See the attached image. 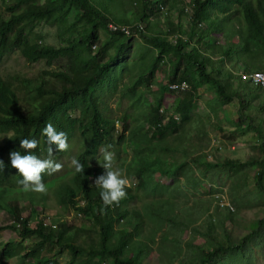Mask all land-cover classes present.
<instances>
[{
	"label": "rangeland",
	"instance_id": "1",
	"mask_svg": "<svg viewBox=\"0 0 264 264\" xmlns=\"http://www.w3.org/2000/svg\"><path fill=\"white\" fill-rule=\"evenodd\" d=\"M122 1L123 6L111 7L112 14L129 18L132 20L131 25L139 23L132 13L142 8L140 1ZM162 1L165 2V7L160 11H149L150 24L143 22L147 32L142 35L134 33L125 39V46L117 60L118 64L124 65L111 66L102 83H98L94 89L100 96L101 106L114 120L116 133L123 134V143L119 146L106 141L102 143L97 163L103 160L105 149L114 153V166L121 169L128 178V188L134 196L127 206L126 219L119 221L116 227L127 228L132 231L133 240L150 246L142 264H178V258L188 255L195 245L205 244L210 247V242L214 240L206 232L209 220L215 225L213 233L217 239L224 240L226 232L236 244L244 242L245 256L240 255L241 264H264V193L256 183L259 169L249 163L239 173L231 176L221 168L222 165L216 168L208 166L221 164L226 159L245 163L264 159V152L260 147L264 145V137H260L248 126L239 128V100L236 99L229 105H220L208 85L193 89L188 80L189 88L185 92H173L169 89L172 81L184 80L183 64L174 76L176 56L171 50L158 54L152 37L169 33L172 28L170 24H179L182 31L187 33L192 27L190 16L193 0ZM14 2L15 0H0L1 18H8L7 6ZM131 2L133 7L129 5ZM38 3L48 4L49 0H38ZM180 11L185 13L184 16H181ZM79 14V10L70 7L65 17L66 25L73 23ZM223 17L211 14V19L219 23L225 33L212 34L205 38V47L201 46L203 54H209L213 63L219 62V57L223 55L220 53L222 46L237 43V35L233 32L239 29V17L231 20H224ZM59 24L48 19L33 21L29 27L32 25V35L41 44L61 47L70 32H60ZM64 25L61 24L62 31L66 28ZM200 28L206 27L202 25ZM83 29L84 25L79 23L73 31V37L83 34ZM175 34L178 33L171 36ZM97 35L104 42L103 51L106 60H109L115 55L119 36L110 34L102 26L98 27ZM185 38L182 35L180 40L184 42ZM175 40L173 37L174 44ZM196 43H190L186 50L197 46ZM97 49L98 47L87 49L86 55H94ZM2 50L1 43L0 53ZM249 51L259 63V68L264 67V51L258 47H251ZM156 56L159 60L155 65L153 63ZM153 65L155 68L151 76L148 69ZM226 66L235 71V74L244 70L242 61L236 55L233 59L223 60V67ZM45 69L48 67L44 61L27 62L16 49L0 58L1 77L17 92L25 109H32L35 90L23 87L22 81H29L32 87ZM234 80L236 88L240 83L243 87L246 86L237 77ZM164 87L167 89L163 92ZM247 88L250 89L248 97L251 98L252 106L248 114L255 118L254 124H257V120L264 121V111L259 110L264 106V90L255 89L251 85ZM155 108L164 116L163 124H168L172 119L176 121L163 134L154 133L156 124L152 121ZM185 110L188 112L186 120L183 119ZM123 125L125 130L122 129ZM261 126H264V122ZM9 135L10 133L0 134V145ZM116 140L114 136V142ZM83 141L84 137L76 130L68 140V150L58 159L63 165L62 169L52 177L53 180L44 183L47 188L45 193L0 186V226H7L0 231V251L9 240L19 241L14 231L19 226L10 214L12 207L17 209L18 215L29 219V226L32 228L41 219L50 227L67 221L82 229L76 238L77 243L95 240L96 225L85 222L76 210L59 200L64 185L72 186L74 166L71 161L82 147ZM94 180L95 178L92 179L93 185ZM76 200L79 206H85L81 195ZM226 208H230L231 213ZM132 212L140 213V230L133 228L136 213ZM127 220L131 221V225L127 224ZM221 220H224V225H221ZM248 234L251 236L243 241ZM37 240L36 236L21 240L20 253L7 258L3 264H32V259L24 254ZM41 255L57 259L59 264L71 262L70 252L58 254L57 246L47 245L41 250Z\"/></svg>",
	"mask_w": 264,
	"mask_h": 264
},
{
	"label": "trees",
	"instance_id": "2",
	"mask_svg": "<svg viewBox=\"0 0 264 264\" xmlns=\"http://www.w3.org/2000/svg\"><path fill=\"white\" fill-rule=\"evenodd\" d=\"M139 1L142 8L132 13L136 15L134 19L139 23L133 25L129 18L117 17L111 12V7L123 6L122 0H49L48 4H40L38 0H15L12 5L7 6L8 18L0 17V44H3L0 58L3 54L16 49L27 62L44 61L48 67L41 72L39 81L32 87L29 81H22L23 87L35 90L32 109L23 107L17 92L0 74V134L10 133L0 145V160L5 165L4 169H0V186L12 189L22 188L18 181L23 177L11 167L10 161L11 151H19L22 155L28 154L20 147V140L37 139L38 147L33 150V154L46 159L48 158V145L46 137L42 135V129L47 123H51L57 131L66 132L68 140L77 130L84 137V141L74 158L84 165V173H76L74 170L72 186L64 185L59 194V200L62 204H68L76 210L85 222H91L97 227L94 241L77 243L76 238L82 229L68 224L67 221L53 228L47 226L44 219L32 228L29 226V219L18 215L17 209L12 207L10 214L19 226L18 228L13 227L19 241L9 240L4 245L0 251V264H3L7 258L20 253L21 240L29 236L38 237L35 244L24 254L25 257L32 259V264H59L57 259L41 255V250L47 245L57 246L58 254L69 251L71 261L69 264H142L143 259L147 257L150 246L133 240L132 231L127 228L117 229L116 227L117 223L124 221L128 215L127 206L134 197L131 189L126 188L127 195L119 204L108 206L101 212L100 209L103 207L100 198L101 190L92 184V179L104 171L97 163L102 143L106 141L116 146L123 143V134L116 133L114 120L101 106L100 96L94 90L95 86L102 83L101 81L104 76H107L111 66L124 65L117 62L125 46L124 41L134 33L142 35L147 32L143 22L150 24L149 11H160L162 7H165V2L162 0ZM132 4L133 2L129 5L133 7ZM70 7H75L81 14L75 17L73 23L66 25L65 17ZM213 13L224 16V20H231L237 16L240 19L239 29L233 32L237 35V43L233 46L229 44L222 46L220 53L223 55L216 63H213L209 54H203L201 51V46L205 47L203 46L206 43L205 38L211 37L212 34L225 33L219 23L211 19ZM180 14L184 16L185 13L180 11ZM190 17L192 27L187 33L182 31L179 24L177 26L170 24L172 28L169 33L152 37L154 46L158 48V54L171 50L176 56L174 76L183 64L184 80L172 82L187 83L188 80L193 89L208 85L214 91L220 105H229L236 99L239 100V128L248 126L260 137H264V126H261L264 121L257 120V124H254L255 118L248 114V111L252 110L251 98L248 97L249 83L245 82L244 87L240 83V86L236 88L234 78L237 77L239 81H244L238 73L236 76L235 71L229 69V66L223 67L225 58L233 59L236 55L242 61L245 71L251 72L259 69V63L249 48L258 47L264 51V0H193ZM48 19L60 23V32H70L69 37L64 40V46L41 44L32 35V25L29 27V24L33 21ZM79 23L84 25V32L73 37V31ZM61 24L66 25L63 31ZM141 24H143V30L139 29ZM110 25L117 29L109 30ZM202 25L206 28L201 29ZM99 26L107 29L110 34L119 36L115 55L109 60H106V54L103 51L104 42L97 35ZM121 27L130 28L131 35L123 34L119 30ZM147 29L150 30V26L147 25ZM174 33L178 34L171 36ZM182 35L186 36L184 42L180 40ZM173 37L177 41L175 44ZM194 41L197 42V46H191L189 50H186L187 46ZM91 47L94 49L98 47V49L94 55L87 56L86 50ZM158 60L159 57L156 56L153 64L156 65ZM154 68L153 65L148 69L151 76H153ZM254 88L264 90V88ZM162 89L164 92L167 88ZM259 110L264 111V106ZM187 113L185 110L184 120L188 118ZM153 118L152 123L156 124L155 134H163L169 126L176 124L175 119L168 124H163L164 116L160 114L158 108H155ZM122 129L125 130L124 125ZM114 136L117 139L115 142ZM52 147L54 150L52 158L58 162L59 157L66 151L59 152L56 151L55 145ZM260 147L264 152V145ZM249 163L259 169L256 183L259 190L264 193V159L247 163L226 159L221 164H209L208 166L216 168L222 165L221 168L232 176V174L239 173ZM56 173L43 174V182L53 180L52 177ZM78 195L82 196L85 206L78 205L79 202L76 200ZM226 209L228 213H231L230 208ZM132 213H136L134 214L136 224L133 223V228L140 230V213ZM209 216L211 217V214ZM127 224L131 225V221L127 220ZM221 225H224V220H221ZM6 228L7 226L1 225L0 231ZM214 228V223L209 220L206 232L214 240L210 242V247L205 244L195 245L188 255L184 254L178 258V264H241L240 255L245 256L244 242L236 244L231 235L226 232H224V240H219L213 233ZM250 236L251 234L246 235L243 241L248 240Z\"/></svg>",
	"mask_w": 264,
	"mask_h": 264
},
{
	"label": "clouds",
	"instance_id": "3",
	"mask_svg": "<svg viewBox=\"0 0 264 264\" xmlns=\"http://www.w3.org/2000/svg\"><path fill=\"white\" fill-rule=\"evenodd\" d=\"M261 74H256V82H260ZM42 135L46 137L48 145V158L41 159L33 154V150L38 147L39 141L33 139L20 140V147L28 154L22 155L19 151L10 152L11 167L18 171V174L23 178L18 181L25 192L32 191L36 193H45L47 188L43 182V174L52 175L60 171L63 165L53 157V145L56 146V151L64 152L69 148L68 136L64 131H57L51 124L47 123L42 129ZM115 155L105 149L103 160L98 162L104 170L103 173L97 176L94 180V185L99 188L100 198L103 207L100 209L103 212L108 206L119 204L126 197V188L130 186V181L126 178L121 169L114 166ZM76 173H84V165L77 159L71 161ZM5 165L0 160V169H4Z\"/></svg>",
	"mask_w": 264,
	"mask_h": 264
},
{
	"label": "built area",
	"instance_id": "4",
	"mask_svg": "<svg viewBox=\"0 0 264 264\" xmlns=\"http://www.w3.org/2000/svg\"><path fill=\"white\" fill-rule=\"evenodd\" d=\"M163 8V7H162ZM109 28L111 29V31H115L117 28L113 27L112 25L109 26ZM139 29L143 30L142 25H139ZM119 30L127 35L130 36L131 35V30L130 28H126V27H121L119 28ZM175 42H177L175 40ZM94 48V47H93ZM259 73L261 74V78H260V82H256V74ZM238 76L244 81L249 83V85L253 86V87H257V88H264V67H261L257 70L248 72V71H239ZM188 84L186 82H177V83H171L169 84V89L173 92H185L188 90ZM54 227V226H53ZM54 228H57L54 227Z\"/></svg>",
	"mask_w": 264,
	"mask_h": 264
},
{
	"label": "crops",
	"instance_id": "5",
	"mask_svg": "<svg viewBox=\"0 0 264 264\" xmlns=\"http://www.w3.org/2000/svg\"><path fill=\"white\" fill-rule=\"evenodd\" d=\"M241 65H239L238 67H240Z\"/></svg>",
	"mask_w": 264,
	"mask_h": 264
}]
</instances>
